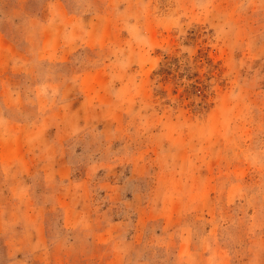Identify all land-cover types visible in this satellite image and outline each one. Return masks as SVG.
Wrapping results in <instances>:
<instances>
[{"label":"rangeland","instance_id":"obj_1","mask_svg":"<svg viewBox=\"0 0 264 264\" xmlns=\"http://www.w3.org/2000/svg\"><path fill=\"white\" fill-rule=\"evenodd\" d=\"M0 264H264V0H0Z\"/></svg>","mask_w":264,"mask_h":264}]
</instances>
